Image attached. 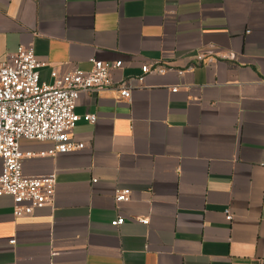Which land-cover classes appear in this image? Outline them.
Instances as JSON below:
<instances>
[{
  "label": "crops",
  "instance_id": "0c3cea01",
  "mask_svg": "<svg viewBox=\"0 0 264 264\" xmlns=\"http://www.w3.org/2000/svg\"><path fill=\"white\" fill-rule=\"evenodd\" d=\"M20 45L46 84L120 61L130 97L79 95L81 149L20 140L54 200L16 217L0 196V264H264V0H0V61ZM210 48L234 58L197 62ZM150 62L169 69L137 81Z\"/></svg>",
  "mask_w": 264,
  "mask_h": 264
},
{
  "label": "built area",
  "instance_id": "2783aa9c",
  "mask_svg": "<svg viewBox=\"0 0 264 264\" xmlns=\"http://www.w3.org/2000/svg\"><path fill=\"white\" fill-rule=\"evenodd\" d=\"M216 58L233 59L234 54L226 56L207 49L196 55L197 62L210 63ZM90 70L73 68L58 74L51 70V84L40 81L39 68L44 63L36 60L32 47L18 46L14 52L0 61V196L12 199V212L16 217L31 214L34 210L52 205L54 200L55 172L32 176L24 173L22 163L35 153L20 150L21 139L50 141L52 147L40 151V156H55L83 148L82 142L70 138L69 132L81 118L75 112L77 99L81 93L98 92L107 88H116L119 96L128 100L129 87L124 80L114 81L111 70L119 68L120 61L105 62L91 60ZM141 74L136 77L142 81L149 73L163 74L169 68L156 65L155 62L140 66ZM178 74L182 71L178 70ZM176 91L177 88L171 89ZM82 118L94 122V114H84ZM130 190L124 188L115 194L116 201H126ZM227 220L231 215H226ZM122 217L111 221L117 226L123 223ZM142 224L147 219L138 220ZM14 239L10 243H14Z\"/></svg>",
  "mask_w": 264,
  "mask_h": 264
}]
</instances>
